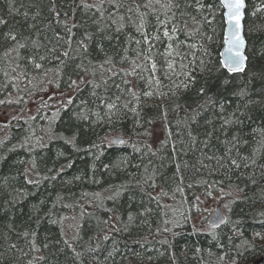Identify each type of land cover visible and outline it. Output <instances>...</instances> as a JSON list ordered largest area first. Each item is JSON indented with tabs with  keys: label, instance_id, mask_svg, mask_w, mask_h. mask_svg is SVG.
Wrapping results in <instances>:
<instances>
[{
	"label": "trees",
	"instance_id": "obj_1",
	"mask_svg": "<svg viewBox=\"0 0 264 264\" xmlns=\"http://www.w3.org/2000/svg\"><path fill=\"white\" fill-rule=\"evenodd\" d=\"M246 4L228 73L219 0H0V264H264V0Z\"/></svg>",
	"mask_w": 264,
	"mask_h": 264
},
{
	"label": "snow or ice",
	"instance_id": "obj_2",
	"mask_svg": "<svg viewBox=\"0 0 264 264\" xmlns=\"http://www.w3.org/2000/svg\"><path fill=\"white\" fill-rule=\"evenodd\" d=\"M157 2H159V0H157ZM220 3L222 7L227 10L223 13L226 21L233 25L231 41L226 49V53L224 54L225 59L221 62V68L226 70L228 73L243 71L245 57L240 51V48L244 44V39L240 35V29L241 20L243 18V9L245 8V0H220ZM201 7H203V5H201ZM209 7H211V5H209ZM0 23H3V21H0ZM165 35H168V33L165 32ZM11 39L15 40V36H12ZM5 55H7V53H5ZM64 55H67V53L65 52ZM36 67L39 68L40 65H36ZM152 67L154 70V63ZM188 78L191 80L192 77L190 74L188 75ZM72 83H75V81ZM185 87H187V85H185ZM199 92L204 93L205 87L202 86L199 89ZM121 143H123V141H121Z\"/></svg>",
	"mask_w": 264,
	"mask_h": 264
},
{
	"label": "water",
	"instance_id": "obj_3",
	"mask_svg": "<svg viewBox=\"0 0 264 264\" xmlns=\"http://www.w3.org/2000/svg\"><path fill=\"white\" fill-rule=\"evenodd\" d=\"M220 1V0H219ZM224 9V8H223ZM246 9H247V4H246V0H245V8L243 9V18L241 20V29H240V35L243 37L244 39V44L243 46L240 48V51L243 53L245 60H244V69L247 65V55H246V50H247V42L245 39V34H244V22H245V17H246ZM227 11L226 9H224V12ZM225 20V30H224V36H225V41H224V45L222 47L221 50V60L223 61L225 59L224 54L226 53V49L229 46V43L231 41V37H232V31H233V25L229 24L226 21V18L224 17ZM238 72H242V71H238ZM238 72H232V73H238ZM121 141H123L122 139L116 138L112 140V143L114 144H120ZM225 222V217L224 214L222 212V210L218 207L216 208V210L213 212L211 218L209 219V224L213 227H220L221 225H223Z\"/></svg>",
	"mask_w": 264,
	"mask_h": 264
},
{
	"label": "rangeland",
	"instance_id": "obj_4",
	"mask_svg": "<svg viewBox=\"0 0 264 264\" xmlns=\"http://www.w3.org/2000/svg\"><path fill=\"white\" fill-rule=\"evenodd\" d=\"M16 123H17V121L14 122V124H16ZM215 208H216V206L207 208L208 211L204 212L203 215H202V216H204L206 218V223H205V225H207L206 227L210 226L209 223H208V220L211 217L210 215L212 214V212L214 211ZM224 212H227V206L224 208ZM200 216H201V214H200Z\"/></svg>",
	"mask_w": 264,
	"mask_h": 264
},
{
	"label": "bare ground",
	"instance_id": "obj_5",
	"mask_svg": "<svg viewBox=\"0 0 264 264\" xmlns=\"http://www.w3.org/2000/svg\"><path fill=\"white\" fill-rule=\"evenodd\" d=\"M51 123V122H50Z\"/></svg>",
	"mask_w": 264,
	"mask_h": 264
}]
</instances>
